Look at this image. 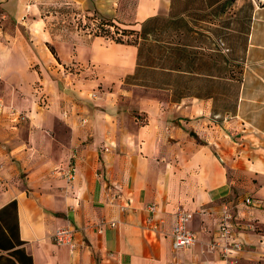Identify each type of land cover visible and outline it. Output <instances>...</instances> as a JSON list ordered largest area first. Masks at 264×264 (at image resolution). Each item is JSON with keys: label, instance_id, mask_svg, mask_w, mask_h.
Here are the masks:
<instances>
[{"label": "crops", "instance_id": "crops-1", "mask_svg": "<svg viewBox=\"0 0 264 264\" xmlns=\"http://www.w3.org/2000/svg\"><path fill=\"white\" fill-rule=\"evenodd\" d=\"M39 1L0 0V264H227L224 211L264 264V1L136 0V41L56 45Z\"/></svg>", "mask_w": 264, "mask_h": 264}, {"label": "rangeland", "instance_id": "rangeland-1", "mask_svg": "<svg viewBox=\"0 0 264 264\" xmlns=\"http://www.w3.org/2000/svg\"><path fill=\"white\" fill-rule=\"evenodd\" d=\"M136 0H40L33 18L44 24L53 45L81 36H103L117 41H136L131 35ZM29 17V19L27 18ZM31 15L21 18L28 24ZM52 45V46H53Z\"/></svg>", "mask_w": 264, "mask_h": 264}, {"label": "built area", "instance_id": "built-area-1", "mask_svg": "<svg viewBox=\"0 0 264 264\" xmlns=\"http://www.w3.org/2000/svg\"><path fill=\"white\" fill-rule=\"evenodd\" d=\"M4 110L10 116L23 118V116L12 106L5 104L0 99V113ZM74 170H67L65 175L67 179H72ZM250 202V199H246ZM128 204L121 208L126 209ZM151 210L155 206H150ZM192 214L185 209H178L175 212V221L171 230L172 244L174 249L182 250L193 246L197 241V234L188 228V222ZM232 214L224 211L219 218L217 232L207 241L206 250L227 262V264H235L238 255L243 251L242 242L236 237L232 227ZM52 240L56 245H66L70 250L76 246L74 241V230L69 227L56 228L52 234Z\"/></svg>", "mask_w": 264, "mask_h": 264}, {"label": "water", "instance_id": "water-1", "mask_svg": "<svg viewBox=\"0 0 264 264\" xmlns=\"http://www.w3.org/2000/svg\"><path fill=\"white\" fill-rule=\"evenodd\" d=\"M261 1H264V0H261Z\"/></svg>", "mask_w": 264, "mask_h": 264}]
</instances>
